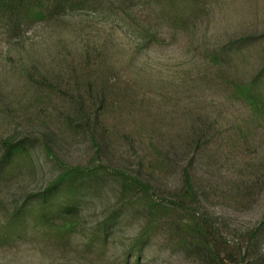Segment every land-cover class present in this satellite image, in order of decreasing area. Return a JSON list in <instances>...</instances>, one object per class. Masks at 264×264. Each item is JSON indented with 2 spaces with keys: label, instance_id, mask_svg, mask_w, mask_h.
Wrapping results in <instances>:
<instances>
[{
  "label": "rangeland",
  "instance_id": "1",
  "mask_svg": "<svg viewBox=\"0 0 264 264\" xmlns=\"http://www.w3.org/2000/svg\"><path fill=\"white\" fill-rule=\"evenodd\" d=\"M179 8L174 21L172 9ZM146 31L153 40L140 49ZM263 66L264 0H102L13 33L1 30L0 142L10 137L34 145L30 158L0 180V233L11 210L43 189L60 162L124 169L169 199L187 160L185 138L196 139L204 128L206 136L216 135L213 147L190 167L204 168L197 169L198 182L217 188L195 208L228 239L252 228L264 207V118L248 119L251 133L238 140L235 128L248 109L232 98L231 84ZM93 109L101 110L97 145L87 126ZM44 145L57 157L47 156ZM237 192L247 194L241 206ZM116 195L106 184L81 199L79 223L65 237L26 220L18 235L0 242V264H122L141 214L125 213L106 240L95 232ZM165 231L150 238L137 264H197L172 250Z\"/></svg>",
  "mask_w": 264,
  "mask_h": 264
},
{
  "label": "trees",
  "instance_id": "2",
  "mask_svg": "<svg viewBox=\"0 0 264 264\" xmlns=\"http://www.w3.org/2000/svg\"><path fill=\"white\" fill-rule=\"evenodd\" d=\"M123 1L120 0L121 4ZM101 2L102 0H0V32L5 29L13 33L32 23L55 20L69 9L92 8ZM182 11V8L178 11L172 9V20L179 18ZM146 34L147 38L138 44L140 49L149 47L153 40V34L151 35L149 31H146ZM96 91L103 97L98 88ZM231 96L248 109V117L241 119L235 128L238 140L244 141L248 138L247 132L251 133L247 126L248 119L259 122L264 118V68L246 82H232ZM93 110L94 116L87 115V126L90 127L91 140L97 145L94 126L101 110ZM90 121L91 124L88 123ZM206 131L205 128L197 129L196 139L191 137L192 135L186 136L187 160L181 170L179 186L169 199L159 197L150 182L124 169L113 168L97 161L87 165L60 162L58 174L48 181L43 189L25 196L11 210L1 229L0 242L18 235L19 228L26 220L44 232L65 237L64 235L71 233L79 223L81 199L86 195H96L97 190L111 184L117 191L115 206L97 224L95 232H102L98 238L102 240L109 238L116 230L118 220L125 213L135 211L141 214L142 219L130 248L123 252L122 264H131L130 260L133 258L137 264L142 250L149 245L150 238L160 228L166 230L165 234L172 250L195 257L197 264H264V207L252 228L245 229L231 239L225 237L203 211L195 208L196 205L203 208L205 201L214 195L217 188L211 182L205 184L198 182V176L202 173H197V169L203 171L204 168L195 165L196 168L193 170L190 167L204 150L213 147L210 140L216 138V135L212 133L206 136ZM32 142L25 139L14 140L10 137L1 140L0 180L17 166L20 159L30 158V149L34 145ZM44 146L47 156L55 155L49 147ZM240 184L242 183L239 182L238 186ZM245 197H247L245 193L233 194V198L240 206L246 202ZM93 241L91 238L89 243Z\"/></svg>",
  "mask_w": 264,
  "mask_h": 264
}]
</instances>
